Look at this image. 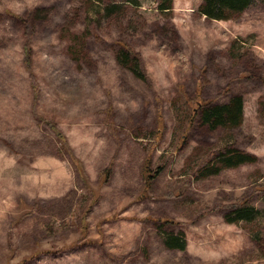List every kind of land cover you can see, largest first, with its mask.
I'll use <instances>...</instances> for the list:
<instances>
[{
  "label": "rangeland",
  "instance_id": "rangeland-1",
  "mask_svg": "<svg viewBox=\"0 0 264 264\" xmlns=\"http://www.w3.org/2000/svg\"><path fill=\"white\" fill-rule=\"evenodd\" d=\"M202 1L0 0V264H264V0Z\"/></svg>",
  "mask_w": 264,
  "mask_h": 264
},
{
  "label": "trees",
  "instance_id": "trees-1",
  "mask_svg": "<svg viewBox=\"0 0 264 264\" xmlns=\"http://www.w3.org/2000/svg\"><path fill=\"white\" fill-rule=\"evenodd\" d=\"M250 2L251 0H203L202 4L199 7V12L210 19L229 20L238 17ZM118 46L120 50L118 55L116 56L117 63L125 68L129 64V57L131 56L134 59L133 62L135 63V65L132 66L131 69L132 73L140 79H145L141 69L135 62V60L136 61L139 60L138 55H136L133 52V50L123 42L118 43ZM24 50L26 54V60H25L26 67L29 68L31 49L28 45H25ZM201 107H202V112L200 111V113L203 121L212 128H215L217 126L236 127V126H240L242 123L243 100L240 96L233 95L229 98V101L227 103L221 105L216 104L214 102L199 101L193 108L192 114L193 113L195 114ZM54 131L58 137L63 136L57 128L54 129ZM68 155L71 157L70 154ZM71 159L74 163L75 169L77 171L79 169L81 170L82 168L80 165L78 168V159L76 158L74 159L72 157ZM253 159H254L253 156H251L249 153L236 152V150H232V153H230L222 161L225 167H236L244 162L253 161ZM149 168L150 167H149V159H148L145 161L142 167V175L144 177V180L148 184L149 182L152 181V179L157 175V173L161 169L160 167H158L155 171H153L154 173L150 174ZM104 171L105 173H110L111 169L108 167ZM242 204L243 202H240L236 206H234V208L238 210L240 209L238 207L241 206ZM241 212L242 210L237 212L239 215L238 217H240ZM234 219H238V218H232L228 221L233 222ZM177 242H178V237L171 236V238L166 240V243H164V245L168 249L174 248V249L184 250L185 243L177 244Z\"/></svg>",
  "mask_w": 264,
  "mask_h": 264
},
{
  "label": "crops",
  "instance_id": "crops-1",
  "mask_svg": "<svg viewBox=\"0 0 264 264\" xmlns=\"http://www.w3.org/2000/svg\"><path fill=\"white\" fill-rule=\"evenodd\" d=\"M106 168H108V167H106ZM105 169V168H104ZM111 170H112V167H111Z\"/></svg>",
  "mask_w": 264,
  "mask_h": 264
}]
</instances>
